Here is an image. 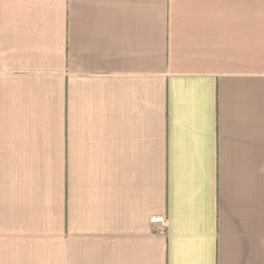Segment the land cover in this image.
<instances>
[{"label": "crops", "instance_id": "0c3cea01", "mask_svg": "<svg viewBox=\"0 0 264 264\" xmlns=\"http://www.w3.org/2000/svg\"><path fill=\"white\" fill-rule=\"evenodd\" d=\"M0 264H264V0H0Z\"/></svg>", "mask_w": 264, "mask_h": 264}]
</instances>
